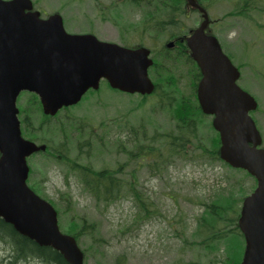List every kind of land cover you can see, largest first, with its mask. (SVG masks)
I'll list each match as a JSON object with an SVG mask.
<instances>
[{"label": "water", "instance_id": "obj_1", "mask_svg": "<svg viewBox=\"0 0 264 264\" xmlns=\"http://www.w3.org/2000/svg\"><path fill=\"white\" fill-rule=\"evenodd\" d=\"M186 2L202 15L185 37L201 72L200 108L213 117L221 160L257 181L238 222L246 241L242 264H264V141L251 115L258 102L239 86L240 71L208 31L207 10L197 0ZM32 8L31 0H0V219L38 246L59 252L68 264H85L77 239L60 229L55 207L27 184V159L46 147L22 136L17 99L22 92L34 93L43 112L55 116L91 89L98 90L102 81L123 93L150 95L155 91L149 75L154 62L145 47L69 33L59 14L42 19ZM167 46L173 48L174 42Z\"/></svg>", "mask_w": 264, "mask_h": 264}, {"label": "rangeland", "instance_id": "obj_2", "mask_svg": "<svg viewBox=\"0 0 264 264\" xmlns=\"http://www.w3.org/2000/svg\"><path fill=\"white\" fill-rule=\"evenodd\" d=\"M37 1L42 2L41 6L46 14L64 15L66 18L64 26L69 33L92 32L102 41L131 47L143 46L151 50L155 49L158 53L167 43L176 40L167 37L156 38L155 34L150 36L142 31L144 28L141 24L142 12L139 10L130 12V9H126L124 4L127 0ZM205 2L210 3L208 9L210 19L220 23L213 24L210 32L217 36L222 50L239 69L241 73L239 86L255 97L259 103V108L252 117L259 122L257 126L264 138V0L252 2L248 16L233 18H225V16L240 10L241 5L243 6L242 0H206ZM97 4L115 6V8L103 11ZM186 10L185 16L181 17L184 25L181 37L187 35L189 30L196 28L202 21L201 15L195 13L188 5ZM135 22L137 25L134 26ZM175 48L171 50L176 52ZM189 69L187 65L179 63L172 70L179 77L181 89L185 93L190 92ZM151 78L154 80L153 76ZM101 90V93L88 95L87 98L95 97L91 100L86 98V101L84 98L85 102L72 110L74 116L85 119L86 123L95 127L103 121L113 124L111 126L113 129L110 130L112 136L108 139L109 150L98 152L95 157L82 160L84 164L92 163L96 170L104 168L114 170L129 163L126 155L119 153L117 147L119 144H124L126 150L130 151L135 144L131 140L134 134L128 130L130 127L125 126L128 125L127 122L130 126H135L137 136L134 138H139L140 141L144 140L143 126L145 131L153 136L164 134L172 124L175 125L168 113L160 111L155 98H149L146 106L138 109L135 106L141 102L140 96L115 93L102 84ZM23 95L19 99L18 108L25 110L32 96ZM133 108L135 112L131 115L130 111ZM62 117L63 115L48 123L47 128L50 125L55 130ZM114 120L119 121L121 128L114 125ZM208 121L211 122L212 119L208 118ZM139 126H142V129L137 128ZM202 130L208 132L207 128ZM52 134L53 131L50 135ZM55 138L59 137L55 136ZM70 146L71 156H77V145L74 140L70 142ZM156 148L160 146L157 145ZM198 155V153L190 154L189 160L174 159L168 169L157 176L151 175L146 166L137 169L139 167L137 160L131 162L133 166L128 168V172L133 170V174L137 176L135 188L142 194L143 199L148 201L146 203L150 202L146 206L148 214L141 211L136 206L135 200L128 195L108 206L98 207L93 198L82 190L74 174L66 181L63 170L51 162H46V155L32 157L29 159V166L33 178L39 179L37 183L34 179L35 186L45 200L55 207L57 204L64 207L60 201V194H69L76 204V213L87 216L98 224L100 240L97 244L103 246L102 253L105 257L96 259L90 255L89 258H85V264L98 262L114 264L118 257H123V264H177L181 260H189L185 258L192 257L191 253H188L191 250L182 253L183 238L189 239L190 243L194 242L192 233L195 230L196 217L203 211L201 202L208 201L220 187H224L226 184L224 178L230 173L221 162L213 161L209 157L205 161L197 160L195 157ZM144 156L145 159L142 161L145 165L146 155ZM237 175L241 176V174ZM253 184L252 178L246 179V190L249 194L253 191ZM68 222V216L62 213L59 225L64 233ZM89 244L86 239L83 245H79L82 250H86L85 247ZM188 247L196 248V245L190 244ZM8 257H10L9 248L5 243L0 242V264H9ZM199 260L201 263L208 262L203 256H200ZM22 264L41 263L30 259Z\"/></svg>", "mask_w": 264, "mask_h": 264}, {"label": "trees", "instance_id": "obj_3", "mask_svg": "<svg viewBox=\"0 0 264 264\" xmlns=\"http://www.w3.org/2000/svg\"><path fill=\"white\" fill-rule=\"evenodd\" d=\"M197 1L204 8L209 9L210 3L205 2L206 0ZM256 1L258 0H242L243 6L241 5L240 10L228 13L225 18L248 16L252 4ZM186 5V0H127L124 7L130 9V12L134 10L142 12L141 24L144 25L142 31L148 35L153 36L155 34L156 38L180 39L184 30L181 17L186 14ZM194 12L199 13L196 10ZM214 23L220 24L216 21ZM135 25L137 22L134 23ZM175 50L176 52H173L166 46L159 53L155 49L151 50L154 65L150 69V75L154 78L156 89L150 96H140L141 102L135 106V108L140 109L146 106L149 98H155L160 111L168 113L175 125L172 124L169 130L164 131V134H154L153 136L145 131L143 126L144 140L140 141L139 138H134L137 136L135 126H130L127 122L128 125L125 126L130 127L128 130L134 134L131 140L135 143V148L133 146L132 150L127 151L126 145L119 144L117 146L118 152H122L121 154L126 155V159L129 160L125 166H118L114 170L107 168L96 170L92 163H82L83 159L95 157L98 152L109 150L108 139L112 136L110 130L113 129L111 127L113 124L109 121H103L97 127L88 124L85 119L73 115L72 110L77 106L65 108L56 117H46V121H43L40 102L38 99H32L29 101V109L27 108L25 111L30 119L40 116L41 122L40 124L34 120L28 122L27 128L37 131L40 127L42 130L46 123V162L59 166L64 172L66 181L74 174L82 190L93 198L98 207L101 205L108 206L128 195L135 200L136 206L141 211L146 214L149 213L146 206L150 202L146 203L148 201H145L142 194L135 188L137 176L133 174V170L128 172V168L133 166L131 162L135 160L139 162L137 169L146 166L153 176L162 174L167 170L174 159L189 160V155L193 153L199 154L195 157L197 160L205 161L209 157L213 161L221 162L230 172L224 178L226 184L224 187H220L208 201H200L203 211L196 217L195 230L192 233L194 242L190 243L189 239L183 238L182 253L191 250L188 253H191L192 257L185 258L184 255L185 260H189H181L177 264H196L190 259L199 260L200 256H203L208 264H240L244 255L245 240L238 228V221L243 200L249 194L246 190V179L252 177L243 170L232 169L220 159L219 134L214 130L212 122L208 121V118L211 117L202 112L197 99V85L201 78L200 70L191 59L184 42H179ZM179 63L190 67L188 70L191 76L189 93L182 91L179 77L172 72ZM103 86L112 90L105 82ZM112 91L126 95L117 90ZM101 92V89L90 91L85 96V101L88 95ZM94 97L87 99L91 100ZM85 101L82 100V102ZM135 108L130 111L131 115L135 112ZM61 115L63 117L60 118L55 130L50 125L47 128L48 123L57 120ZM113 123L121 128L119 121L114 120ZM256 123L259 124L257 120ZM38 125L40 126L38 127ZM137 128L142 129V126ZM204 128L208 129L207 133L202 130ZM52 131L53 137L50 135ZM55 136L59 138L56 139ZM72 140L77 145L78 154L75 157L71 156L70 142ZM157 145L160 148H156ZM143 155H146L145 165L142 161ZM36 156L45 155L40 152ZM237 174H241V176ZM252 180L254 182L252 190H254L257 184L255 179L252 178ZM60 201L64 207L56 205L59 220L62 213L69 218L65 233L74 236L80 245H83L86 239L90 242L85 247L86 250H83L85 258H89L90 255L96 259L105 257L102 253L103 246L97 244L100 240L98 224L89 217L76 213V204L69 194L61 193ZM178 236L180 237L181 233ZM0 242L5 243L10 250L9 264H22L30 259L41 264H68L59 252L49 247L38 246L30 239L17 233L10 224L5 223L2 219H0ZM190 244L196 245V248L188 247ZM195 250L199 251L194 252ZM220 253L223 255L221 256ZM122 260L123 257H118L114 264H123ZM97 264L107 263L98 262Z\"/></svg>", "mask_w": 264, "mask_h": 264}, {"label": "flooded vegetation", "instance_id": "obj_4", "mask_svg": "<svg viewBox=\"0 0 264 264\" xmlns=\"http://www.w3.org/2000/svg\"><path fill=\"white\" fill-rule=\"evenodd\" d=\"M32 1V5H33V8H32V12H38L39 14H40V18H42V19H48L51 15L50 14H46V11H44L45 9L41 6L42 5V2L41 1H37V0H31ZM98 6H100V8L103 10V11H106V10H111V9H114L115 8V6L113 7V6H104V5H100V4H97ZM96 6V5H95ZM53 14H59V13H53ZM61 15V14H60ZM62 17H63V20H64V22H65V20H66V18L64 17V15H61ZM91 20V19H90ZM92 21V20H91ZM93 22V21H92ZM90 33H92V32H90ZM93 34V33H92ZM23 94H25V95H23ZM21 95H23V96H26V95H31L32 96V99H34V100H39V97L36 95V94H34V93H29V92H22L20 95H19V97H18V100H17V106L20 104V101H19V99H20V97H21ZM22 96V97H23ZM31 99V100H32ZM39 102H40V100H39ZM40 105H41V102H40ZM20 108V107H19ZM18 108V109H19ZM28 108V106L26 107V109ZM25 109V110H26ZM29 109V108H28ZM24 109H19V114H18V117H19V120H20V126H21V132H22V136L25 138V139H27V140H29V141H32V142H34V143H36V144H38V145H45L46 146V123L43 125V128H42V130H40V125H38V127H39V129H37V131H35V130H33V129H30V128H27V123L28 122H32L33 120L36 122V123H38V124H40V119H41V117L40 116H38V117H35V118H32V119H30L29 118V116L27 115V112L25 111ZM41 110H42V115H43V121H46V117H56L57 115H55V116H49V115H46L44 112H43V108H42V105H41ZM42 121V122H43ZM39 130V131H38ZM42 133H43V137H42ZM43 141V142H42ZM44 153V155H46V150L43 152ZM37 154H40V151L39 152H36V153H34L32 156H31V158L32 157H34V156H36ZM1 157V156H0ZM143 158H145V156L143 155L142 156V160H143ZM30 159V158H29ZM28 159V160H29ZM30 167V166H29ZM35 178H33V175H32V170H31V168H30V172H29V178H28V184H29V186L32 188V190L36 193V194H38V195H40V191H39V189L35 186L36 185V183H37V181L39 180H36V183H35V180H34ZM244 254V253H243ZM190 260H192V261H194V262H196V264H200L201 262H200V260H197V259H190ZM242 261H243V258H242V260H241V263L240 264H242ZM204 263V262H203Z\"/></svg>", "mask_w": 264, "mask_h": 264}]
</instances>
